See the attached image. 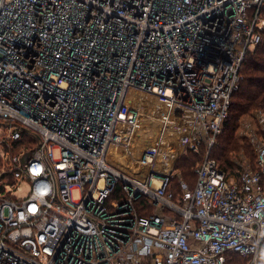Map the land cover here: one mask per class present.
<instances>
[{
    "label": "built area",
    "instance_id": "built-area-1",
    "mask_svg": "<svg viewBox=\"0 0 264 264\" xmlns=\"http://www.w3.org/2000/svg\"><path fill=\"white\" fill-rule=\"evenodd\" d=\"M262 10L0 0V264H264V116L253 167L209 156Z\"/></svg>",
    "mask_w": 264,
    "mask_h": 264
},
{
    "label": "trees",
    "instance_id": "trees-1",
    "mask_svg": "<svg viewBox=\"0 0 264 264\" xmlns=\"http://www.w3.org/2000/svg\"><path fill=\"white\" fill-rule=\"evenodd\" d=\"M264 18V10L261 11ZM240 81L237 91L230 99L227 117L222 131L217 136L211 149L210 158L219 163L222 172L233 170L230 153L237 150L239 145L234 138V132L239 118L253 111H264V30L261 31V41L245 57L240 71ZM249 152L248 146L245 147ZM203 151L199 154L186 153L176 164L179 177L189 188L195 183V176L191 166L203 160Z\"/></svg>",
    "mask_w": 264,
    "mask_h": 264
},
{
    "label": "rangeland",
    "instance_id": "rangeland-1",
    "mask_svg": "<svg viewBox=\"0 0 264 264\" xmlns=\"http://www.w3.org/2000/svg\"><path fill=\"white\" fill-rule=\"evenodd\" d=\"M141 98L145 101L151 100L152 102H154L150 104L152 106V109L151 107H149V109L151 110V112H154L155 116L158 115L159 110H161L160 112H162V109L160 107H157L158 105H156V100L153 97L141 95ZM145 114L141 111L140 117L144 118ZM258 116H264V111L256 110L239 118L236 130L234 132V138L237 141L239 147L237 150L230 153L234 168L232 171L228 172V174H235L237 171L240 172L241 170L249 166L253 167L255 158V145L261 141L262 137ZM246 146H248L249 152L246 151ZM195 164H193L191 168H193ZM217 164L219 165L218 162ZM23 189H26V187L23 186ZM72 198L73 200H77L78 194L76 192H73Z\"/></svg>",
    "mask_w": 264,
    "mask_h": 264
},
{
    "label": "bare ground",
    "instance_id": "bare-ground-1",
    "mask_svg": "<svg viewBox=\"0 0 264 264\" xmlns=\"http://www.w3.org/2000/svg\"><path fill=\"white\" fill-rule=\"evenodd\" d=\"M136 99H137V103H138L139 105L141 104V102H143L142 99H139V97H137ZM149 103H151V102L149 101ZM152 103H154V102H152ZM146 121H147V120H146ZM140 130H141L142 132H146V129H145V127H143V126H140Z\"/></svg>",
    "mask_w": 264,
    "mask_h": 264
}]
</instances>
